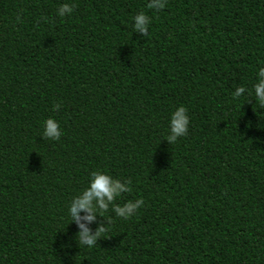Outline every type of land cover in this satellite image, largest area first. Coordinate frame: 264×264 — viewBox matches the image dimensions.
I'll return each instance as SVG.
<instances>
[{"label":"trees","instance_id":"1","mask_svg":"<svg viewBox=\"0 0 264 264\" xmlns=\"http://www.w3.org/2000/svg\"><path fill=\"white\" fill-rule=\"evenodd\" d=\"M149 2L0 0V264H264V0ZM94 171L128 191L72 220Z\"/></svg>","mask_w":264,"mask_h":264},{"label":"clouds","instance_id":"2","mask_svg":"<svg viewBox=\"0 0 264 264\" xmlns=\"http://www.w3.org/2000/svg\"><path fill=\"white\" fill-rule=\"evenodd\" d=\"M146 7L149 9H159L164 7V3L162 0H151V2L146 4ZM70 11L71 9L67 5H64L59 9V15L62 16L65 12ZM134 19L135 29L142 33L145 32V26L149 23V18L145 16L143 12H140ZM255 77L257 78V82L253 84V89L258 98V102L264 104V66H261L256 70ZM244 91L245 89L243 87H238L237 91L232 95L234 97L239 96L240 93ZM59 107V104L53 105L52 110L56 111ZM186 111V108L181 105L171 113L169 125L173 136L169 137V140H173L176 135H182L185 132V126L188 123V117L185 115ZM58 126V123L54 119H46L43 122L45 135L52 139H56L61 135V131H58ZM123 191H128V189L123 187L116 180H113L106 173L94 171L89 177L88 186L82 191V193L72 199L71 204L68 206V215L72 220H78V212L84 211L90 213L88 216L84 217V219L92 221L94 217L91 213L98 212V214H103V211L108 208V205L113 202L114 198L118 197L120 192ZM93 201H95V204H93ZM143 203V200H137L136 204L128 203L124 207L114 206L113 210L117 216L127 219L130 212L143 205ZM79 227L81 228V232L79 233L81 243H86L89 246H91L97 236L104 231L103 228H100L97 230L96 235L89 236L88 230L85 229L83 225H79Z\"/></svg>","mask_w":264,"mask_h":264}]
</instances>
